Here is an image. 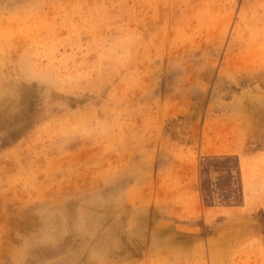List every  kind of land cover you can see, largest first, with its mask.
Here are the masks:
<instances>
[{"label":"rangeland","instance_id":"374dc122","mask_svg":"<svg viewBox=\"0 0 264 264\" xmlns=\"http://www.w3.org/2000/svg\"><path fill=\"white\" fill-rule=\"evenodd\" d=\"M2 104L0 264H264V0H0Z\"/></svg>","mask_w":264,"mask_h":264},{"label":"bare ground","instance_id":"6f19581e","mask_svg":"<svg viewBox=\"0 0 264 264\" xmlns=\"http://www.w3.org/2000/svg\"><path fill=\"white\" fill-rule=\"evenodd\" d=\"M7 94H10V95H12L13 97H16V92H15V90H10ZM13 105V104H12ZM4 104H2V106L0 107V120H2V118H3V116L4 115H7L9 112H11L12 110H15L14 108L16 107V106H14V108L13 109H11V107L10 106H5ZM14 111H12V113H13ZM13 119V118H12ZM14 121V120H13Z\"/></svg>","mask_w":264,"mask_h":264},{"label":"crops","instance_id":"0c3cea01","mask_svg":"<svg viewBox=\"0 0 264 264\" xmlns=\"http://www.w3.org/2000/svg\"><path fill=\"white\" fill-rule=\"evenodd\" d=\"M259 152V151H258ZM257 152V153H258ZM261 152V151H260ZM259 152V153H260ZM262 193V192H261ZM253 195V205H257V206H255V209H257V211H262V212H264V206L263 205H260L259 203H258V200L256 199V198H258L257 196L259 195H256L255 193H253L252 194Z\"/></svg>","mask_w":264,"mask_h":264}]
</instances>
